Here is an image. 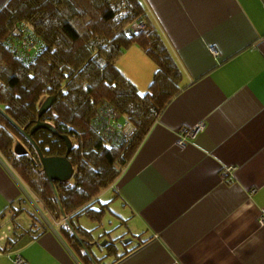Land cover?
I'll return each mask as SVG.
<instances>
[{"label": "crops", "instance_id": "obj_1", "mask_svg": "<svg viewBox=\"0 0 264 264\" xmlns=\"http://www.w3.org/2000/svg\"><path fill=\"white\" fill-rule=\"evenodd\" d=\"M9 1L0 0V10ZM141 1L186 88L105 195L114 231L134 249L117 264H264V0ZM117 65L141 93L148 91L157 66L138 46ZM200 125L178 144L184 128ZM23 205L36 209L44 232L27 212L15 228L10 209ZM5 212L0 235L10 227L16 242L0 251V264H16L18 255L28 264H83L61 235L64 222L51 217L0 154V217Z\"/></svg>", "mask_w": 264, "mask_h": 264}, {"label": "trees", "instance_id": "obj_2", "mask_svg": "<svg viewBox=\"0 0 264 264\" xmlns=\"http://www.w3.org/2000/svg\"><path fill=\"white\" fill-rule=\"evenodd\" d=\"M142 21L145 29L134 32L133 24ZM133 46L157 66L146 93L117 65ZM182 79L141 0H10L0 10V154L51 217L64 222L61 235L83 264H117L134 251L122 237L100 245L113 232L96 235L105 230L111 204L101 197L119 179L167 105L186 88ZM53 97L50 109L40 116L42 104ZM101 116L105 121L120 116V121L132 124L131 140L121 146L103 140L94 127ZM40 121L53 125L55 133L39 129L31 134ZM13 124L31 135L44 157H66L75 178L54 181L53 189L36 147ZM64 138L72 143L70 153ZM17 143L25 154L15 152ZM10 210L16 229L27 212L39 222L36 230L44 232L43 221L24 205ZM83 218L95 227L86 229ZM15 242L9 238L0 251Z\"/></svg>", "mask_w": 264, "mask_h": 264}, {"label": "built area", "instance_id": "obj_3", "mask_svg": "<svg viewBox=\"0 0 264 264\" xmlns=\"http://www.w3.org/2000/svg\"><path fill=\"white\" fill-rule=\"evenodd\" d=\"M134 32L138 33L145 29V22H136L133 24ZM218 55V53H215ZM103 115V113H102ZM103 116L97 118L94 122L95 129L101 134L102 139L116 146H121L122 144L128 143L131 140V135L134 132V127L132 124L120 121V116L113 120L106 121L102 118ZM203 128L202 125L192 128H184L182 130V138H180L179 145H184L187 139L194 138L197 133ZM229 171H227L228 173ZM226 173V174H227ZM11 228L9 227L6 232L1 233L0 241L9 240L8 234L11 233ZM16 264H28L27 261L18 255L15 258Z\"/></svg>", "mask_w": 264, "mask_h": 264}, {"label": "water", "instance_id": "obj_4", "mask_svg": "<svg viewBox=\"0 0 264 264\" xmlns=\"http://www.w3.org/2000/svg\"><path fill=\"white\" fill-rule=\"evenodd\" d=\"M55 98H48L41 106L40 108V116H42L46 111L50 109L54 102ZM18 130H20L23 135H25L36 147L37 152L39 154V157L41 159L43 169L51 182L53 189L54 188V181L59 182H68L75 178V170L73 168V165L66 157H44L41 150L39 149L38 145L33 141L31 135H27L24 130L17 127L15 124H13ZM39 129H47L49 131H52L55 133V128L50 123H43L38 122V124L32 129L31 134L36 132ZM67 143L68 147V153L72 150V143L68 138H64ZM15 152L19 155L25 154L26 150L24 146L21 143H17L15 147ZM106 245V243H104Z\"/></svg>", "mask_w": 264, "mask_h": 264}, {"label": "rangeland", "instance_id": "obj_5", "mask_svg": "<svg viewBox=\"0 0 264 264\" xmlns=\"http://www.w3.org/2000/svg\"><path fill=\"white\" fill-rule=\"evenodd\" d=\"M101 200H102V202L103 203H107L109 200L107 199V197H101ZM99 205V204H98ZM97 207H99V206H97ZM29 210H30V208H28ZM36 215H37V217H39L40 218V215H39V213H37V211H36V209L35 210H32ZM31 211V212H32ZM115 211H114V208L113 207H111L110 208V210H109V214H107V216H106V218H105V227L104 228H106V229H108V228H113L112 230H113V232H112V234H111V236H112V238H117L119 235L117 234V231H114L115 230V226L118 224L117 223V220H116V217H115ZM111 217H112V220H111ZM112 221V225H110L109 224V221ZM80 222L82 223V225L86 228V229H88V230H90V229H93L94 227H95V224L94 223H92V222H90L87 218H83V219H81L80 220ZM108 222V223H107ZM100 233H102V230H100L99 231V234ZM95 237H96V235H95ZM104 243H106V240H103V241H101L100 242V245H102L103 247L105 246V244ZM94 251H96L97 252V254L101 257V256H103L101 253H100V251H99V249L98 248H95V250Z\"/></svg>", "mask_w": 264, "mask_h": 264}]
</instances>
